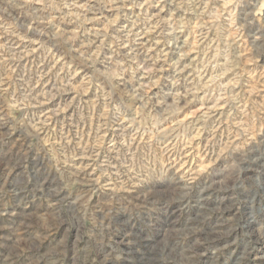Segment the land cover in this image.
I'll return each instance as SVG.
<instances>
[{"label": "rangeland", "instance_id": "rangeland-1", "mask_svg": "<svg viewBox=\"0 0 264 264\" xmlns=\"http://www.w3.org/2000/svg\"><path fill=\"white\" fill-rule=\"evenodd\" d=\"M260 232L264 0H0V264H264Z\"/></svg>", "mask_w": 264, "mask_h": 264}, {"label": "bare ground", "instance_id": "bare-ground-1", "mask_svg": "<svg viewBox=\"0 0 264 264\" xmlns=\"http://www.w3.org/2000/svg\"><path fill=\"white\" fill-rule=\"evenodd\" d=\"M185 195L187 194V193H184ZM184 196V195H183ZM258 234V236H262V238L264 237V233H262V232H260V233H257Z\"/></svg>", "mask_w": 264, "mask_h": 264}]
</instances>
